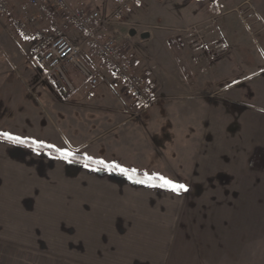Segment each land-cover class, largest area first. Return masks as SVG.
Segmentation results:
<instances>
[{
    "label": "crops",
    "instance_id": "0c3cea01",
    "mask_svg": "<svg viewBox=\"0 0 264 264\" xmlns=\"http://www.w3.org/2000/svg\"><path fill=\"white\" fill-rule=\"evenodd\" d=\"M66 1L73 9L86 7L100 12L102 18L95 23L100 39L115 38L121 44L123 60L147 76L154 91L153 103L146 108L136 103L124 84L114 77L109 65L97 58V49L85 41V35L72 31L69 37L82 46L80 58L93 72L97 83L93 84L92 79L81 71L76 73L74 70L78 68L70 65L68 75L71 74V78L68 77L73 90L68 92L62 82L46 77L45 70L37 63L0 60V133L49 143L60 150L67 148L81 152L124 169L143 171L149 176H165L164 167H172L173 172L180 171V167L185 169L183 171L194 167L200 177L196 180H203V176L211 174L210 167L220 165L217 161L212 162L214 153L216 160L221 159V162L228 155L227 146L221 144L215 146L214 151L211 136L215 130L226 133L229 116L223 103L226 99L213 105L211 83L227 80L228 64H233L230 61L233 57L238 61L235 67H240L241 73L247 69L255 74L254 77L264 75V71L256 67L264 59V0H236L234 4L238 5V11L243 6H250L254 13L238 14L237 20L241 21L236 26L230 25L231 19L223 27L214 25L216 29L212 25V11L215 8L219 11V6L224 4L227 6L228 0H137L122 20L114 17L119 0ZM157 1L187 5V8L184 6L187 19L172 17V20L186 21L180 28L182 37L168 31L158 33L159 37L148 32L146 23L151 22L152 17L146 14L142 4ZM22 2L14 0V7L19 9ZM230 10L219 12L223 14ZM44 18L51 28L60 21L61 14L51 8ZM237 25L243 31L238 32ZM140 28L145 29L141 33L148 35L147 38L141 36L140 41L146 46L143 51L133 45ZM243 34L251 41L258 37L262 49L258 53H253V49L247 52L250 44ZM219 35L225 36L226 40L220 41L226 44L230 37L234 42L216 59L212 41H216ZM150 40L161 43V51L176 60L164 64L156 56L158 52L152 49L153 46L145 45ZM177 51L183 53L186 67L180 58H176ZM233 73L230 70V75ZM261 83L255 82L252 88V97L258 104L264 102ZM215 90L221 92L218 86ZM251 108V130L259 141L255 146L264 145V121L260 123L258 120L264 114H260L255 105ZM222 117L225 120H221ZM21 149L37 152L0 139V239L4 237L3 230L9 227L7 224L17 221L20 213ZM74 165L138 185H153L85 165ZM155 192L156 189L152 193L124 190L127 197L140 200L130 206L97 210L96 214L103 216L93 217L86 223L77 222L75 251L85 247L91 254L92 264H259L253 256L251 259L245 256L237 239L222 238L220 232H215L217 237H214L212 226L206 222L184 220L185 209L179 203L164 205L163 198L160 200ZM150 198L157 200L151 204L153 200L151 202ZM80 208L83 212V207ZM60 227L62 229L63 225ZM64 227L67 229V225ZM46 245L52 246V242H46Z\"/></svg>",
    "mask_w": 264,
    "mask_h": 264
},
{
    "label": "rangeland",
    "instance_id": "374dc122",
    "mask_svg": "<svg viewBox=\"0 0 264 264\" xmlns=\"http://www.w3.org/2000/svg\"><path fill=\"white\" fill-rule=\"evenodd\" d=\"M235 2L236 0H228L227 6L225 4L219 6V11L231 9L228 13L221 14L217 8L213 9V27L214 25L217 28L223 27L224 23L231 19L230 25L236 26V23L241 21L237 20L238 14L252 15L254 13L250 6H243L238 11V5L236 6ZM142 6L146 8V14L152 17L151 22L146 23L149 26L148 32H154L155 36L159 37L158 33L168 31L182 37L183 30L180 28L186 21L172 20V17L181 16L187 19V5H175L171 1L161 4L157 1L145 2ZM18 12L19 9L14 7L13 2L11 13L0 16V33L2 31L0 60L11 63H36L31 53L30 43L21 39L13 29V18ZM240 25H237L238 32L243 31ZM39 26L49 28L46 18L41 19ZM142 30L145 29L140 28V33L133 41L134 47L140 51L146 50V46H143L144 41H140L141 36L148 37L145 32L141 33ZM242 37L250 44V47L248 45L249 48H246L247 52L253 49V53H258L259 49H262L258 37L252 41L247 39L246 34ZM220 40L225 41V36L219 35L216 41H212V47L224 43L230 49L234 42L232 37L228 44ZM160 44L155 40L145 42L148 47L153 46L152 49L158 52L156 56L163 60L164 64L175 61L174 56L169 57L167 53L161 51ZM175 47L179 50V46L175 45ZM225 52L215 50L213 57L219 59ZM176 58H180L186 67L182 52L177 51ZM230 61L233 64H228L227 80L221 82L215 80L210 88H213L211 97L213 105L216 102L220 103L223 99L227 100L223 101L229 115L226 133L215 130L211 136L214 151L218 144L227 146V158L222 159V163L221 159L216 160L214 153L212 162L217 161L220 165L211 166V174L203 171L206 174L203 180L195 179L200 177L197 175L198 170L194 167L190 171L189 169L183 171L185 169L180 167L181 170L177 172H173L172 167H164V177L174 183L185 185L187 191L177 192L168 187L138 185L127 182V179L124 181L116 176L86 167L75 168L76 166L66 159H57L38 151L21 149L20 213L17 215V221L8 223V229L3 230L4 237L0 239V242H3L0 244V264H92L91 254L85 250V247L79 252L75 251L77 222L86 223L93 217L103 216L96 214L97 210L119 205L130 206L140 200L127 197L123 193L124 190H130L133 193L147 190L152 193L154 189L157 191L155 196H160V200L163 198L164 205H173V202H176L185 209L184 220L206 222L212 226L211 232L214 237H217L214 235L215 232L216 234L220 232L222 238L237 239L245 256L249 259L253 256L258 259L259 264H264V145L255 146L259 144V141L251 130L253 120L251 107L255 105L259 108L260 114H264V102L255 103V98L252 97L255 82L262 81L261 87L264 88L262 85L264 75L254 77L255 74L252 75L251 70L247 69L241 73L240 67H235L238 62L235 57ZM218 65L219 63L216 66ZM256 67L258 69L260 67L259 70L263 72L264 59ZM230 70L234 72L233 75H230ZM74 71L80 73L78 69ZM68 76L71 78V74ZM261 77L263 79L259 80ZM215 86H218L222 93L215 90ZM221 120L225 118L222 117ZM258 120L262 123L264 115H260ZM62 150L71 151L67 148ZM192 173L195 175H191ZM149 200L151 202L153 200L151 204H154L157 198ZM80 207H83V212H80L82 211ZM93 209L95 213H92ZM95 221L99 222V220ZM60 225H63L62 229ZM64 225H67L68 230H64L66 227ZM46 242H52V246L46 245Z\"/></svg>",
    "mask_w": 264,
    "mask_h": 264
},
{
    "label": "built area",
    "instance_id": "2783aa9c",
    "mask_svg": "<svg viewBox=\"0 0 264 264\" xmlns=\"http://www.w3.org/2000/svg\"><path fill=\"white\" fill-rule=\"evenodd\" d=\"M14 0H0V16L11 13ZM137 4V0H119L114 17L124 19ZM54 9L61 14L60 21L51 28L39 26L43 16ZM99 11L82 7L73 9L66 0H23L19 12L14 16L13 29L19 37L31 45L36 63L45 70L46 77L62 82L68 92L73 90L69 81V66L77 67L96 84L93 72L80 58L82 46L71 40L69 33L77 31L85 35V41L97 49V58L110 67L114 77L124 84L126 91L141 107L153 103L154 91L145 74L138 72L134 65L122 58V46L115 38L101 40L95 23L101 20ZM218 52H225L224 43L215 45Z\"/></svg>",
    "mask_w": 264,
    "mask_h": 264
},
{
    "label": "trees",
    "instance_id": "16d2710c",
    "mask_svg": "<svg viewBox=\"0 0 264 264\" xmlns=\"http://www.w3.org/2000/svg\"><path fill=\"white\" fill-rule=\"evenodd\" d=\"M0 139L15 143L13 141H10V140L4 138L3 136H0ZM21 139L24 140L25 143H15V144L34 149L40 153H45V154H48V155L53 156V157H59V158L66 159L67 161L74 163V164L85 165V166L96 168L99 170L116 173V174H119V175L127 177V178L131 177L130 179H132L134 181H138V182L143 181L144 183H151V184H156V185L160 184L159 180L149 181L148 178L153 177V176H149L143 171H136L135 170L133 172L132 170L127 169L128 172H127V174H125L124 172L121 171V169H124V168L116 167V164H114V163H106L103 161L104 164H101V163H99V161H102V160L87 156L81 152L62 151V150L58 149L57 147H55L54 145H51L49 143L37 142V141H35L33 139H29V138H21ZM65 154H69V155H67V158H65ZM105 164H107L108 167H105Z\"/></svg>",
    "mask_w": 264,
    "mask_h": 264
},
{
    "label": "snow or ice",
    "instance_id": "6c2138e0",
    "mask_svg": "<svg viewBox=\"0 0 264 264\" xmlns=\"http://www.w3.org/2000/svg\"><path fill=\"white\" fill-rule=\"evenodd\" d=\"M0 136H3L4 138H6V139H8L10 141H13L15 143H25V141L22 140L20 137L13 136V135H11L10 133H7V132L0 133ZM67 155H69V154H65V158H67ZM99 163L104 164L103 161H99ZM105 167H108V165L105 164ZM116 167H119V166L116 165ZM121 171L124 172L125 174H127V172H128L127 169H121ZM132 171L134 172L135 170L133 169ZM148 179H149V181L159 180L160 181V184H159L160 187H168V188H171L172 190L177 191V192L187 191L185 185L174 183L173 181H171L170 179H168V178H166V177H164L162 175H156V176H153V177H149ZM140 182L143 183V181H140ZM151 186H156V185L153 184Z\"/></svg>",
    "mask_w": 264,
    "mask_h": 264
}]
</instances>
